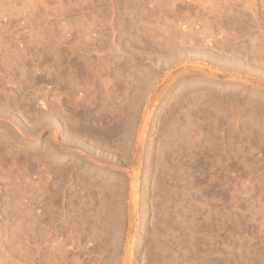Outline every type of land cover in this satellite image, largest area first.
Returning a JSON list of instances; mask_svg holds the SVG:
<instances>
[{"label": "rangeland", "instance_id": "1", "mask_svg": "<svg viewBox=\"0 0 264 264\" xmlns=\"http://www.w3.org/2000/svg\"><path fill=\"white\" fill-rule=\"evenodd\" d=\"M0 264H264V0H0Z\"/></svg>", "mask_w": 264, "mask_h": 264}, {"label": "bare ground", "instance_id": "2", "mask_svg": "<svg viewBox=\"0 0 264 264\" xmlns=\"http://www.w3.org/2000/svg\"><path fill=\"white\" fill-rule=\"evenodd\" d=\"M86 130V129H85ZM94 131V130H93ZM94 133V132H93ZM105 133V132H104ZM103 134V133H102ZM98 218V217H97ZM127 261V260H126Z\"/></svg>", "mask_w": 264, "mask_h": 264}]
</instances>
